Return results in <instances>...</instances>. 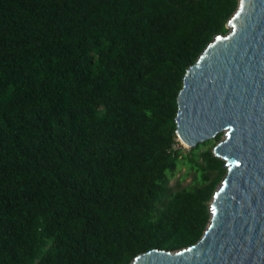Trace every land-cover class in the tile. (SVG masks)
<instances>
[{
  "label": "trees",
  "instance_id": "16d2710c",
  "mask_svg": "<svg viewBox=\"0 0 264 264\" xmlns=\"http://www.w3.org/2000/svg\"><path fill=\"white\" fill-rule=\"evenodd\" d=\"M238 5L0 0V264H130L203 235L223 132L186 150L177 94Z\"/></svg>",
  "mask_w": 264,
  "mask_h": 264
},
{
  "label": "water",
  "instance_id": "95a60500",
  "mask_svg": "<svg viewBox=\"0 0 264 264\" xmlns=\"http://www.w3.org/2000/svg\"><path fill=\"white\" fill-rule=\"evenodd\" d=\"M186 70L176 134L191 148L223 132L213 153L227 173L193 244L151 249L130 264H264V0H239L226 24Z\"/></svg>",
  "mask_w": 264,
  "mask_h": 264
},
{
  "label": "rangeland",
  "instance_id": "374dc122",
  "mask_svg": "<svg viewBox=\"0 0 264 264\" xmlns=\"http://www.w3.org/2000/svg\"><path fill=\"white\" fill-rule=\"evenodd\" d=\"M224 138V135L222 136V139ZM184 148L187 150L186 146ZM186 172V167L185 166H180L175 174L171 177L170 183L173 186V188H177L179 185H186L191 181V175L187 174L184 175Z\"/></svg>",
  "mask_w": 264,
  "mask_h": 264
}]
</instances>
